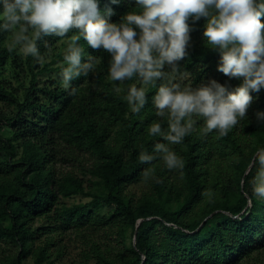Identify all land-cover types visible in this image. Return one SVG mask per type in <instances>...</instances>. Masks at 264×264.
Wrapping results in <instances>:
<instances>
[{
    "label": "trees",
    "instance_id": "1",
    "mask_svg": "<svg viewBox=\"0 0 264 264\" xmlns=\"http://www.w3.org/2000/svg\"><path fill=\"white\" fill-rule=\"evenodd\" d=\"M96 2L101 15L112 9L111 23L139 10L136 0ZM206 22L187 21L191 39L178 80L196 88L214 79L231 90L242 80L217 70ZM75 34L38 40L41 64L19 46L9 52L12 33L0 32V264H54L68 233L80 239L74 264H264V199L252 191L264 149V121L256 117L264 88L251 93L246 118L226 136L202 134L203 119L193 117L190 134L169 144L149 132L153 123L168 127L152 104L163 80L147 86V103L131 112L124 97L130 85L141 86L137 78L112 81L111 55L81 38L82 62L94 56V69L63 87L64 52ZM157 143L183 168L169 170ZM142 152L151 163L140 162Z\"/></svg>",
    "mask_w": 264,
    "mask_h": 264
},
{
    "label": "clouds",
    "instance_id": "2",
    "mask_svg": "<svg viewBox=\"0 0 264 264\" xmlns=\"http://www.w3.org/2000/svg\"><path fill=\"white\" fill-rule=\"evenodd\" d=\"M118 0H112L117 3ZM139 10L125 14L119 23L109 22L111 8L101 15L96 0H0V32L12 33L8 51L19 46L24 55L44 63L37 41L46 36L64 38L75 29L64 52L67 67L62 70L65 89L74 78L87 76L94 69L96 58L88 55L82 62L83 38L94 50L103 49L111 55L108 74L114 82L124 84L134 77L140 83L127 88L131 112L138 113L147 103L145 88L156 87L152 104L156 116L167 118V130L153 123L149 132L159 135L169 144L182 143L203 119L202 134L216 130L221 137L245 119L253 103V92L264 88V0H136ZM206 18L203 36L208 45L219 51L217 70L229 79L242 80L238 86H228L210 80L193 88L178 80V62L187 55L191 28L187 21ZM139 29V31H136ZM32 33V35H30ZM47 47V44H46ZM165 66L171 69L165 72ZM73 89V93H74ZM117 93L122 89L117 87ZM71 94V93H70ZM264 121V112H257ZM169 169L183 168V161L165 143H157ZM153 156L142 152L141 163H151ZM259 170L252 181V191L264 199V149L258 153ZM151 169L142 173L147 179ZM159 182V181H157Z\"/></svg>",
    "mask_w": 264,
    "mask_h": 264
},
{
    "label": "rangeland",
    "instance_id": "3",
    "mask_svg": "<svg viewBox=\"0 0 264 264\" xmlns=\"http://www.w3.org/2000/svg\"><path fill=\"white\" fill-rule=\"evenodd\" d=\"M88 199H89L88 197H83V198L76 197L74 200L86 201ZM225 231L230 234V229L228 227L225 228ZM63 242L66 245L64 253L61 255V257L58 260L54 262V264H74L75 259L77 258V253L80 248V239L79 238L75 239L71 234L68 233L63 236ZM26 264H32L31 259H29L26 262Z\"/></svg>",
    "mask_w": 264,
    "mask_h": 264
}]
</instances>
